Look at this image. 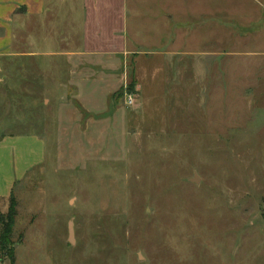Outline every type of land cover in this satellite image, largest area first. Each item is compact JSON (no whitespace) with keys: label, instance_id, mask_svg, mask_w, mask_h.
Here are the masks:
<instances>
[{"label":"rangeland","instance_id":"374dc122","mask_svg":"<svg viewBox=\"0 0 264 264\" xmlns=\"http://www.w3.org/2000/svg\"><path fill=\"white\" fill-rule=\"evenodd\" d=\"M81 2L50 0L47 33L78 35ZM128 2L134 33L140 13ZM237 3L216 39V30H191L201 37L188 42L182 29L141 20L139 54L116 61L121 85L86 113L96 124L85 135L67 123L74 86L47 94L45 161L14 193L19 264H264V9ZM138 62L150 70L143 79ZM7 220L0 215V237ZM71 225L73 258L63 243ZM3 246L0 260L11 262Z\"/></svg>","mask_w":264,"mask_h":264},{"label":"crops","instance_id":"0c3cea01","mask_svg":"<svg viewBox=\"0 0 264 264\" xmlns=\"http://www.w3.org/2000/svg\"><path fill=\"white\" fill-rule=\"evenodd\" d=\"M128 1L82 0L84 18L80 33L58 36L47 33L51 25L50 0H0V202L7 211L16 187L45 161L47 138L40 118L45 117V114L41 117V112L50 100L48 93L68 94L74 86V98L78 102H74V114L67 123L73 129L71 132L85 135L89 126L96 124L87 120L86 113L101 109L121 85L122 80L113 77L115 69L122 66L116 61L139 54L141 34L137 31L147 27L142 21L148 19L156 30L182 29L184 39L198 42L200 34L191 30H216V39L217 30L223 29L224 14L230 16L234 12L231 6H239L238 0H134L140 14L135 15L139 19L133 26L137 31L131 33ZM246 1L258 10L264 9V0ZM206 10L213 14L210 25L206 22ZM262 28L257 37L264 36ZM218 41L221 44V34ZM202 53L206 52L197 49L183 52L184 55ZM96 61L102 63L98 65L102 70H95ZM137 68L140 79L150 71L143 63ZM154 68V73L162 71L158 66ZM97 73L100 75L95 76ZM99 92L104 95L99 97ZM60 99L63 101L64 96ZM32 110H38L39 121L31 119ZM31 143L37 152L31 151ZM33 155L35 159L31 160ZM74 236L73 229L72 235L69 230L63 238L72 258ZM0 264H19L18 256L13 263L3 260Z\"/></svg>","mask_w":264,"mask_h":264},{"label":"trees","instance_id":"16d2710c","mask_svg":"<svg viewBox=\"0 0 264 264\" xmlns=\"http://www.w3.org/2000/svg\"><path fill=\"white\" fill-rule=\"evenodd\" d=\"M16 214H17V211L15 209V197L13 194L10 198L9 212L7 213L6 216L0 214L1 219H4L5 217L8 218L7 223L5 222V229L3 233L1 234L0 239H1L2 245L7 246V247L9 245L11 246L10 252H5V253H6V257H8L12 263L15 261V254L13 250V242H12V239L10 240V237H11V232H12V225H13ZM4 246L2 248H7ZM0 261H3V259H1Z\"/></svg>","mask_w":264,"mask_h":264},{"label":"built area","instance_id":"2783aa9c","mask_svg":"<svg viewBox=\"0 0 264 264\" xmlns=\"http://www.w3.org/2000/svg\"><path fill=\"white\" fill-rule=\"evenodd\" d=\"M137 101L136 94L133 92L127 93L126 102L129 106L135 105Z\"/></svg>","mask_w":264,"mask_h":264},{"label":"water","instance_id":"95a60500","mask_svg":"<svg viewBox=\"0 0 264 264\" xmlns=\"http://www.w3.org/2000/svg\"><path fill=\"white\" fill-rule=\"evenodd\" d=\"M197 179H199V178H198V176L196 175L194 178H191L190 180H191V181H197ZM70 233H71V235H72V233H73L72 225H71V227H70Z\"/></svg>","mask_w":264,"mask_h":264}]
</instances>
